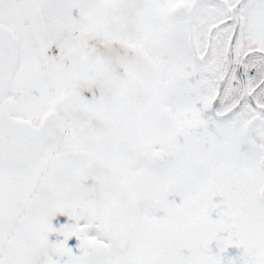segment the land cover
Wrapping results in <instances>:
<instances>
[{
  "label": "snow or ice",
  "instance_id": "1",
  "mask_svg": "<svg viewBox=\"0 0 264 264\" xmlns=\"http://www.w3.org/2000/svg\"><path fill=\"white\" fill-rule=\"evenodd\" d=\"M0 264H264V0H0Z\"/></svg>",
  "mask_w": 264,
  "mask_h": 264
}]
</instances>
